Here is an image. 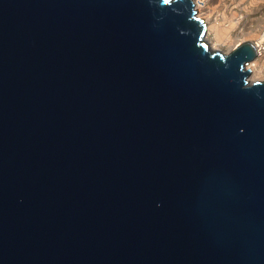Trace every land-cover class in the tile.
I'll return each instance as SVG.
<instances>
[{
    "label": "water",
    "instance_id": "water-1",
    "mask_svg": "<svg viewBox=\"0 0 264 264\" xmlns=\"http://www.w3.org/2000/svg\"><path fill=\"white\" fill-rule=\"evenodd\" d=\"M193 0H0V264H264V79Z\"/></svg>",
    "mask_w": 264,
    "mask_h": 264
},
{
    "label": "rangeland",
    "instance_id": "rangeland-1",
    "mask_svg": "<svg viewBox=\"0 0 264 264\" xmlns=\"http://www.w3.org/2000/svg\"><path fill=\"white\" fill-rule=\"evenodd\" d=\"M222 8H226L223 13V18L215 20L210 17V21H218L221 24H225L229 31L228 37L224 39L222 43L217 46H212L215 42L214 32L208 38L210 46L213 49H220L228 52L234 48V46L245 40L258 41L259 36L264 32V0H234L233 4H227L225 0H219ZM241 16V19L237 18ZM260 64H263L262 75L257 76L254 80L264 79V48H262V54L255 59ZM253 62V61H252ZM252 62L248 66H252ZM252 79V73L249 76Z\"/></svg>",
    "mask_w": 264,
    "mask_h": 264
},
{
    "label": "bare ground",
    "instance_id": "bare-ground-1",
    "mask_svg": "<svg viewBox=\"0 0 264 264\" xmlns=\"http://www.w3.org/2000/svg\"><path fill=\"white\" fill-rule=\"evenodd\" d=\"M206 20H207L208 35H212V33H209L210 31L214 32V36L216 39L215 42H213L212 46L214 45L217 46L219 43H222L226 37H228L229 31L225 26V24H221L218 21L211 22L210 15L206 16ZM256 42L260 44L261 48H264V32L259 36L258 41ZM260 53L262 54V49ZM247 67L251 69L250 75L252 73V79L250 80V83L255 81L254 79H256L257 76L262 75L263 64H260L258 61H255V59L252 62V66H247Z\"/></svg>",
    "mask_w": 264,
    "mask_h": 264
},
{
    "label": "built area",
    "instance_id": "built-area-1",
    "mask_svg": "<svg viewBox=\"0 0 264 264\" xmlns=\"http://www.w3.org/2000/svg\"><path fill=\"white\" fill-rule=\"evenodd\" d=\"M194 2V8L195 10H197L196 15L203 19L205 24H206V37H209L210 35H208V29H207V20H206V16L210 15V17L215 20H219L221 18H223V13L226 10V8H222L219 0H193ZM225 2L227 4H233L234 5V0H225ZM213 16V17H212ZM238 20L241 19V16H239L237 18ZM256 45L258 46V50H259V54L261 51V46L260 44H258L255 40ZM250 64V63H249ZM248 64V65H249Z\"/></svg>",
    "mask_w": 264,
    "mask_h": 264
}]
</instances>
